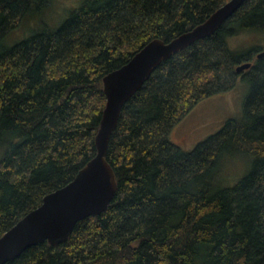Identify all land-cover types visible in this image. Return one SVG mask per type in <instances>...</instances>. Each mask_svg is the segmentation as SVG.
Returning a JSON list of instances; mask_svg holds the SVG:
<instances>
[{
	"label": "trees",
	"instance_id": "1",
	"mask_svg": "<svg viewBox=\"0 0 264 264\" xmlns=\"http://www.w3.org/2000/svg\"><path fill=\"white\" fill-rule=\"evenodd\" d=\"M77 1L0 0V237L94 158L103 77L229 0ZM261 52L264 0H247L163 62L110 137L117 190L107 210L78 222L65 244L42 242L5 264H264ZM239 80L248 85L239 117L190 151L171 141L200 101Z\"/></svg>",
	"mask_w": 264,
	"mask_h": 264
},
{
	"label": "water",
	"instance_id": "2",
	"mask_svg": "<svg viewBox=\"0 0 264 264\" xmlns=\"http://www.w3.org/2000/svg\"><path fill=\"white\" fill-rule=\"evenodd\" d=\"M245 2L229 0L204 23L168 43L158 39L150 41L124 66L103 77L105 106L94 138V158L68 184L44 196L37 208L0 237V264L17 259L25 250L42 242L52 247L65 244L78 222L99 216L107 210L117 184L105 157L123 105L163 62L214 34ZM263 57L264 52L258 54L257 59ZM250 67V63L242 64L235 71L241 73Z\"/></svg>",
	"mask_w": 264,
	"mask_h": 264
},
{
	"label": "rangeland",
	"instance_id": "3",
	"mask_svg": "<svg viewBox=\"0 0 264 264\" xmlns=\"http://www.w3.org/2000/svg\"><path fill=\"white\" fill-rule=\"evenodd\" d=\"M82 1L83 0H81V2ZM77 3V0H61L60 5H63L62 7L71 8L76 6ZM59 8H56V10ZM53 12V16L55 17L56 13L55 11ZM32 27L33 25L29 27L28 31L33 29ZM27 36H29V34L25 35L24 38ZM241 40H243V38L234 40L232 44L237 46V44L239 45L241 43ZM247 94L248 85L239 80L234 89L224 94L214 95L200 101L193 110L173 128L170 135L171 141L185 151L192 150L197 143L216 133L228 119L237 118L241 115ZM235 167H237L235 170L237 173L243 172V169L240 167Z\"/></svg>",
	"mask_w": 264,
	"mask_h": 264
},
{
	"label": "bare ground",
	"instance_id": "4",
	"mask_svg": "<svg viewBox=\"0 0 264 264\" xmlns=\"http://www.w3.org/2000/svg\"><path fill=\"white\" fill-rule=\"evenodd\" d=\"M247 1V0H246ZM103 91V90H102ZM59 246V245H58ZM55 247V246H54Z\"/></svg>",
	"mask_w": 264,
	"mask_h": 264
}]
</instances>
